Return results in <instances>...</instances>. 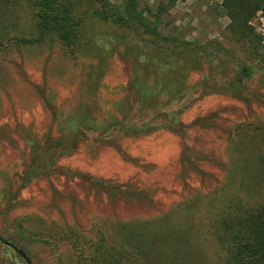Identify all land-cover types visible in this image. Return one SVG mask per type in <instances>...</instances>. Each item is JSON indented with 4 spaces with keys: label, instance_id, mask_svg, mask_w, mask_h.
Here are the masks:
<instances>
[{
    "label": "rangeland",
    "instance_id": "rangeland-1",
    "mask_svg": "<svg viewBox=\"0 0 264 264\" xmlns=\"http://www.w3.org/2000/svg\"><path fill=\"white\" fill-rule=\"evenodd\" d=\"M219 1L176 0L169 10L186 40L222 46L217 54L219 65L203 58L185 62V91L161 106L167 113L178 110V130H142L124 136L117 132L99 135L96 129L84 128L72 153L57 156L53 169L47 166L42 173L34 168V158L42 155L35 145H42L47 133L53 138L60 133L52 122V109L63 115L77 106L89 107L95 121L119 118L124 110L131 117L137 104L128 84L135 77L143 86L148 77L137 75L134 51L123 53L116 46L120 43L108 41L112 37L104 33L113 27L102 24L88 31L87 44L95 46L84 45L74 60H65L59 46L48 51L28 47L15 53L0 51V235L16 238L18 221L41 229L53 245L48 248L46 244L48 249L43 243L31 246L32 264L65 261L71 246L52 239L65 226L90 235L97 229L106 232L114 223L154 218L195 194L203 202L223 181L233 157L240 158L229 149L230 142L245 143L243 151L247 143L253 148L264 143V59L256 57L257 62L251 47L222 36L228 19L220 14ZM260 15L256 11L248 24L264 46L257 31ZM243 63L255 66L248 78L240 74ZM218 84L222 92H207ZM184 156L202 174L182 171ZM109 183H124L122 189L145 197L114 195ZM0 264L27 262L0 241Z\"/></svg>",
    "mask_w": 264,
    "mask_h": 264
},
{
    "label": "trees",
    "instance_id": "trees-1",
    "mask_svg": "<svg viewBox=\"0 0 264 264\" xmlns=\"http://www.w3.org/2000/svg\"><path fill=\"white\" fill-rule=\"evenodd\" d=\"M175 1L0 0V51L22 52L24 47L48 51L59 46L65 60H74L84 45L95 46L87 44L88 31L102 24L113 27L104 33L111 35L108 41L120 43L116 46H121L123 53H129L130 48L134 51L137 75L148 77L143 86L135 77L136 81L132 79L128 84L135 91L137 104L131 117L124 110L119 118L95 121L89 107L77 106L63 115L52 109L56 118L52 122H56L60 133L57 138L47 133L43 136L44 143L35 145L36 151L42 153L34 158L36 173H42L47 166L53 169L57 156L70 155L84 128L96 129L99 135L117 132L124 136H135L142 130H178L181 125L175 117L178 110L167 113L161 106L178 99L181 91H185L182 85L185 62L203 58L209 64L219 65L217 54L222 46L217 42L186 40L169 16ZM216 5L228 19L222 36L251 47L257 62L256 57L264 59V46L248 24L256 11L264 16V0H220ZM133 41L139 44H127ZM119 56L125 58V54ZM239 71L248 78L255 66L243 63ZM222 87L213 85L207 92H222ZM152 121L158 124L150 125ZM139 127L141 130H137ZM243 147V142H230L229 149L238 152L240 158L233 157L229 172H225L218 187L205 195L203 202L195 194L154 218L114 223L108 231L97 229L90 235L75 227L60 228L58 236L52 239L67 242L71 252L65 261L59 258L58 264H264V143L256 144V148L247 143L244 151ZM180 162L182 171L202 174L185 156ZM95 182L104 184L98 179ZM109 184L116 191L114 195L136 200L145 197L130 188L122 189L124 183ZM16 225V238L0 235V241L11 243L32 264L31 246L43 243L51 248L53 244L31 223L22 226L18 221Z\"/></svg>",
    "mask_w": 264,
    "mask_h": 264
},
{
    "label": "built area",
    "instance_id": "built-area-1",
    "mask_svg": "<svg viewBox=\"0 0 264 264\" xmlns=\"http://www.w3.org/2000/svg\"><path fill=\"white\" fill-rule=\"evenodd\" d=\"M257 31H259V35L261 37L262 42H264V17L263 16H259L258 18V28Z\"/></svg>",
    "mask_w": 264,
    "mask_h": 264
},
{
    "label": "water",
    "instance_id": "water-1",
    "mask_svg": "<svg viewBox=\"0 0 264 264\" xmlns=\"http://www.w3.org/2000/svg\"><path fill=\"white\" fill-rule=\"evenodd\" d=\"M6 245H8L9 247H11L12 249H14L16 251L17 254L20 255V257L25 261L27 262L28 264V260L26 258V256L24 255V253H22L20 250H18L17 248H15L11 243L9 242H5Z\"/></svg>",
    "mask_w": 264,
    "mask_h": 264
}]
</instances>
